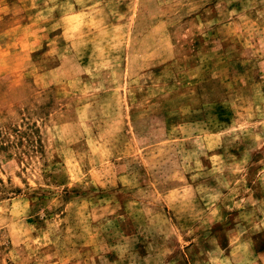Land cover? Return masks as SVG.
I'll return each mask as SVG.
<instances>
[{
    "label": "rangeland",
    "instance_id": "374dc122",
    "mask_svg": "<svg viewBox=\"0 0 264 264\" xmlns=\"http://www.w3.org/2000/svg\"><path fill=\"white\" fill-rule=\"evenodd\" d=\"M0 264H264V0H0Z\"/></svg>",
    "mask_w": 264,
    "mask_h": 264
}]
</instances>
